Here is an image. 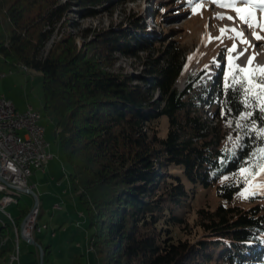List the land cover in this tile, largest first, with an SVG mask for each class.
Listing matches in <instances>:
<instances>
[{
  "label": "trees",
  "instance_id": "16d2710c",
  "mask_svg": "<svg viewBox=\"0 0 264 264\" xmlns=\"http://www.w3.org/2000/svg\"><path fill=\"white\" fill-rule=\"evenodd\" d=\"M105 1L0 0V54L43 75L44 107L56 117L53 135L91 229L96 264H264V205L258 198L248 207L230 203L246 184L242 170H260L259 156L249 163V153L264 148L250 122L264 128L260 76L221 71L196 96L189 84L177 87L184 68L173 51L163 63L149 52L138 73L115 68L117 54L135 55L159 32L147 16L93 29L70 14L96 15ZM56 30L61 35L52 40ZM249 87L245 105L237 90ZM243 113L250 120L241 121ZM212 187L223 201L197 206ZM18 206L16 227L31 210ZM0 233L9 234L7 224ZM38 233L44 262L56 264L53 244ZM13 252L0 234V264ZM74 264L84 257L74 256Z\"/></svg>",
  "mask_w": 264,
  "mask_h": 264
},
{
  "label": "rangeland",
  "instance_id": "374dc122",
  "mask_svg": "<svg viewBox=\"0 0 264 264\" xmlns=\"http://www.w3.org/2000/svg\"><path fill=\"white\" fill-rule=\"evenodd\" d=\"M230 2L231 0H216V2L191 0L190 3L186 0H107L96 6V15L78 17L75 16V12L70 14L78 19L80 27L93 29H109L121 23L126 26L133 17L147 16V22L159 32V36L150 37L148 47H140L137 53H134L135 55L117 54L115 68L121 67L126 71L138 73L143 71L149 52L163 63L173 51L175 56L181 55L184 68L177 81V87L183 89L189 84L191 86L189 93L198 96L204 93L208 85L212 83L213 76L221 71L228 74L234 73L236 65L244 66L247 74L264 76V11L257 6L260 0H253V3L247 5L237 4L236 7L242 10L239 14L232 7L221 6ZM76 7L77 5L73 6V8ZM185 8L186 10H182ZM178 10L182 11L176 13ZM240 17H248L252 26L249 27ZM175 20L178 21L171 24ZM183 20L184 22L180 24ZM170 27H177L176 34H166ZM222 29L225 31L222 32ZM237 31L242 32L243 37L237 36ZM60 35L61 31L56 30L52 40ZM257 36L260 39H257ZM245 40L249 43L242 42ZM244 49L247 51L237 58ZM249 57H252L251 65H248ZM0 71L6 72V75L0 77V95L12 99L20 110H26L32 106L41 112V123L46 126L49 150L54 154L50 166L45 165L46 172L34 169L28 180L38 196L39 214L41 211L38 222L40 225L43 223L48 225L38 233L39 239L44 243L53 244L56 264H74V256L77 255L84 257L85 264H96L95 250L89 245L91 229L87 225L83 208L71 187L68 177L69 168L62 146L53 135L56 117L53 111L46 110L44 107L43 75L40 71L27 69L23 65L19 68L11 66L2 54H0ZM157 93L158 89L153 90L154 96ZM244 116L245 113L241 115V121ZM204 118L210 121L214 119L210 115ZM165 122L163 118L161 122L163 132L167 128ZM238 136V134L234 135L231 140L236 141ZM241 174L244 178H248V182L230 203L248 207L253 199L258 198L256 201L264 205V188L254 186L259 179L260 170L255 173L241 172ZM246 189L254 194H247V198H242L241 193ZM65 190H68L67 194L64 193ZM16 194L18 196H14L6 210L0 208V227L7 224L9 229L8 235L0 233L1 238L8 239L14 245V252L8 256L7 260L10 264L12 255L18 252L19 256L13 261L14 264H20V262L21 264H41L37 253L39 247L28 242L21 234V230L17 231L21 225L17 226L16 230V224L13 221L14 219L17 222L18 205L32 209L37 203L36 197L28 192ZM2 196L3 193L0 192V198ZM199 200L196 203L197 206L205 205L211 208L223 201L218 197L215 187L210 188L207 193H202ZM57 202L62 205V210L55 208Z\"/></svg>",
  "mask_w": 264,
  "mask_h": 264
},
{
  "label": "built area",
  "instance_id": "2783aa9c",
  "mask_svg": "<svg viewBox=\"0 0 264 264\" xmlns=\"http://www.w3.org/2000/svg\"><path fill=\"white\" fill-rule=\"evenodd\" d=\"M6 72L0 71V77ZM54 154L49 150L46 126H41L39 110L28 107L20 110L5 95H0V205L4 210L11 203L13 193L26 192L34 169H43ZM39 203V202H38ZM55 208L61 209L58 203ZM36 207L31 211L24 227L27 236L43 230L46 223L36 225ZM11 214V213H9ZM19 256L12 255L10 264Z\"/></svg>",
  "mask_w": 264,
  "mask_h": 264
},
{
  "label": "snow or ice",
  "instance_id": "6c2138e0",
  "mask_svg": "<svg viewBox=\"0 0 264 264\" xmlns=\"http://www.w3.org/2000/svg\"><path fill=\"white\" fill-rule=\"evenodd\" d=\"M186 2L190 3L191 0H186ZM214 2H216V0H214ZM251 3H253V0H231V2L229 4H227V5L222 4L221 6L232 7L239 14V12L242 11V10L240 8L236 7L237 4H246L247 5V4H251ZM257 6L262 11H264V0H260L259 4H257ZM220 18H223V17H220ZM240 18L245 23H247L249 25V27L252 26L249 23L248 17H240ZM229 19H232V17H229ZM221 31L224 32L225 30L222 29ZM236 34H237V36L243 37V33L242 32L237 31ZM257 39H260V37L257 36ZM242 42L249 43L246 40L242 41ZM233 47L235 48V45H233ZM229 51H231V49ZM244 51H247V49H244L241 53H239L237 58H239V55H243ZM251 63H252V57H249L248 58V65H251ZM244 70H245L244 66L236 65V74H242L244 72ZM253 78H255V77H253ZM233 79L235 80V76H233ZM247 82H248L247 79H245L243 77L241 78V81H240L241 84L247 83ZM259 83L261 85H264V76L259 77ZM241 90L244 91V94H245V97H246L245 105H247V97H248V94L252 91V88L249 87L247 89H238L237 91L239 92ZM257 98L258 99L264 98V90H261V91H259L257 93ZM260 111L262 113H264V99H262ZM250 118H251V113H245V116L243 117V119L250 120ZM250 122L253 125V130L256 131L257 135H259L261 137V140L264 141V128L255 129V122L254 121H250ZM262 123H264V120H262ZM236 127L237 128H248V125L247 124H241L239 121H237L236 122ZM229 139H231V137ZM237 140H239V137L237 138ZM225 150H228V149L226 148ZM256 156L260 157V159L257 160V162L255 164V168L256 169H260V175H259V179H258L257 183L254 186L255 187L264 188V167H262V166H264V148L257 149V151L255 153H249V157H250L249 163H251V160L255 159ZM250 171H252V169H247L246 168V169L242 170V172H250ZM245 182L246 183L248 182V178L247 177H245ZM247 194H254V193L251 192L250 190L246 189L245 192L241 193V197L242 198H247Z\"/></svg>",
  "mask_w": 264,
  "mask_h": 264
},
{
  "label": "water",
  "instance_id": "95a60500",
  "mask_svg": "<svg viewBox=\"0 0 264 264\" xmlns=\"http://www.w3.org/2000/svg\"><path fill=\"white\" fill-rule=\"evenodd\" d=\"M1 178V176H0ZM26 192L28 193H31L33 194L35 197H36V201L37 203L32 207V209L30 210V212L26 215V217L23 219L22 223H21V234L25 237V239L30 242V243H33V244H36L39 249H40V261H41V264H44V248L43 246L38 242L36 241V239L33 237V236H27L25 233H24V226L26 224V221L31 213V211L36 207V205L38 204V196L36 194V192L34 191V189L32 187H28L26 188Z\"/></svg>",
  "mask_w": 264,
  "mask_h": 264
},
{
  "label": "bare ground",
  "instance_id": "6f19581e",
  "mask_svg": "<svg viewBox=\"0 0 264 264\" xmlns=\"http://www.w3.org/2000/svg\"><path fill=\"white\" fill-rule=\"evenodd\" d=\"M176 21H178V20H175V22L172 21L171 24L176 23ZM183 22H184V20L181 21L180 24L183 23ZM261 62H263V61H261ZM13 103H14V102H13ZM39 117H40V119L42 118V114H41L40 111H39ZM41 126H44V125L41 123ZM13 199H14V193L11 195V202L13 201ZM0 208L4 210L3 206H1V205H0ZM39 210H40V209H39V203H38V204H37V210H36V225L38 224V214H39ZM46 226H47V224H46ZM16 230H17V227H16ZM24 233L27 235L26 227H24Z\"/></svg>",
  "mask_w": 264,
  "mask_h": 264
},
{
  "label": "crops",
  "instance_id": "0c3cea01",
  "mask_svg": "<svg viewBox=\"0 0 264 264\" xmlns=\"http://www.w3.org/2000/svg\"><path fill=\"white\" fill-rule=\"evenodd\" d=\"M9 99H10V98H9ZM52 159H53V158H52ZM50 162H51V160H49V161L47 162V164H46L47 167L50 166ZM41 170H42V171H45V168H44V170H43V169H41ZM45 172H46V171H45ZM29 185H31V184H29ZM31 186H32V185H31ZM64 193L67 194V193H68V190H65ZM15 195L18 196L16 193H14V196H15ZM58 203H60V202H57V204H58ZM62 209H63V207H62ZM62 209H61V210H62ZM59 210H60V209H59ZM5 264H9L8 260L5 261ZM12 264H14V262H13ZM20 264H21V262H20Z\"/></svg>",
  "mask_w": 264,
  "mask_h": 264
}]
</instances>
